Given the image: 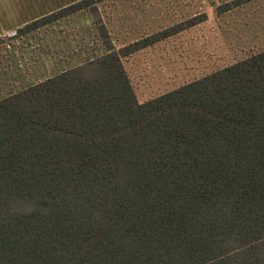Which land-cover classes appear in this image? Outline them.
<instances>
[{
	"label": "trees",
	"instance_id": "1",
	"mask_svg": "<svg viewBox=\"0 0 264 264\" xmlns=\"http://www.w3.org/2000/svg\"><path fill=\"white\" fill-rule=\"evenodd\" d=\"M205 21L116 49L97 18L103 54L0 99V264H264V50L142 103L123 64Z\"/></svg>",
	"mask_w": 264,
	"mask_h": 264
},
{
	"label": "rangeland",
	"instance_id": "2",
	"mask_svg": "<svg viewBox=\"0 0 264 264\" xmlns=\"http://www.w3.org/2000/svg\"><path fill=\"white\" fill-rule=\"evenodd\" d=\"M36 1L45 12L67 0H0V12L19 14L34 11L37 9L33 7ZM229 1L231 0H117L114 3L109 0L96 5L104 18L131 19L130 24L120 20L118 22L124 23H112L108 26L115 48L159 31L158 26H162L164 30L194 16L206 15L205 22L162 40L123 61L139 103L264 50V0H254L218 14L217 7ZM114 7L126 10L120 9L112 14L110 10ZM88 14L94 21L100 18L99 12L91 15L88 11ZM1 16L2 20L7 18L6 13H1ZM145 17H156L157 20ZM17 34L15 38H4L3 43L0 42V82L9 81L8 71L13 75V87L9 88L8 93H0V98L80 64L79 58L86 61L104 53L96 25L91 29L85 23L81 27L68 23L56 28H40L22 36ZM81 49L83 55L79 57ZM85 49L89 52H84Z\"/></svg>",
	"mask_w": 264,
	"mask_h": 264
},
{
	"label": "crops",
	"instance_id": "3",
	"mask_svg": "<svg viewBox=\"0 0 264 264\" xmlns=\"http://www.w3.org/2000/svg\"><path fill=\"white\" fill-rule=\"evenodd\" d=\"M75 1H77L78 2V0H67V1H65L63 4H59V5H57V6H52V7H50L47 11H45V12H43L42 11V9H41V5H40V3L39 2H37L36 1V3L33 5V7H37V9H35L34 11H32V10H29L28 12H26V11H24V13L22 12V13H16V14H12V13H10V11H1L0 12V40H1V43H3V41H4V38H15L16 37V32L19 30V29H21L22 27H24L25 25H27V24H29V23H31V22H33V21H35V20H38V19H40V18H42V16L44 17L45 15H47V14H52L51 12H53V11H55V10H57V9H59L60 10V8H65V7H67V6H69L70 4H72V3H74ZM80 1V0H79ZM106 1H109V0H105V1H103V2H106ZM111 2H114V3H117V0H111ZM150 8V7H149ZM52 9H55V10H53L52 11ZM98 9V12H99V15H100V19H101V22H102V24L105 26V28L106 29H108V26L109 25H112V23H120V22H118V21H120V20H124V22L126 23V24H130V22H131V19H128V17H126V18H122V19H116L115 20V18L116 17H114V19H113V17L111 18V17H108V18H104V16H103V14H102V12H101V9H99V8H97ZM120 9H122V10H126L125 8H120V7H114V8H112L111 10H110V12L113 14L114 13V11H116V12H118ZM58 11V10H57ZM1 13H6V15H7V18H5L4 20H2V16H1ZM145 18H148V17H145ZM149 20H153V21H156L157 19H156V17H154V18H148ZM159 21H160V19H158ZM123 22V23H124ZM138 21H136V23H137ZM68 23H74V24H76V26H78V27H81L84 23L85 24H87L91 29L92 28H94V20L92 19V17L91 16H89V14H88V10H82V11H80V12H77V13H74V14H72V15H70V16H68V17H65V18H62V19H59V20H57V21H55V22H53V23H51V24H49V25H46L45 26V28H49V27H53V28H56V27H58V26H61V25H66V24H68ZM123 23H120V24H123ZM162 26H158V30L159 31H162L163 30V28H161ZM44 28V27H43ZM155 28V27H154ZM157 31V30H156ZM159 31H157V32H159ZM34 32V31H33ZM33 32H29V33H33ZM107 32H108V35H109V31L107 30ZM157 32H155V33H157ZM16 33V34H15ZM29 33H27V34H29ZM15 34V35H14ZM154 34V33H153ZM150 35H152V34H149V35H147V36H144V37H141L140 39H142V38H145V37H148V36H150ZM22 36V35H21ZM98 36H96V38H97ZM109 38H110V35H109ZM7 39H5L6 41H8ZM140 39H138V40H140ZM11 40H13V39H11ZM111 40V39H110ZM138 40H135V41H129L128 43H124L123 44V46L122 47H124V46H127V45H129V44H132V43H134V42H136V41H138ZM111 43H112V45L113 46H115V42L114 41H111ZM2 45V44H1ZM155 45V44H154ZM153 45V46H154ZM115 48V47H114ZM147 48H151V46H149V47H147ZM147 48H144V49H147ZM116 49H119V48H116ZM144 49H142V50H144ZM142 50H140V51H138V52H141ZM84 52H89L88 51V49H85V51ZM138 52H136V53H134V54H132V55H130V56H128V57H126V58H124V60H126V59H128V58H130V57H132L133 55H135V54H137ZM81 55H83V51H82V49L80 50V52H79V57H81ZM2 55H0V57H1ZM98 57V56H97ZM96 58V57H95ZM92 59H94V58H90V59H88V60H86V61H89V60H92ZM79 60H80V64H82V62L84 63V62H86V61H81V60H83V58H79ZM80 64H78V65H80ZM78 65H75V66H78ZM75 66H73V67H75ZM73 67H71V68H73ZM65 71V70H64ZM7 77H8V79H9V81L8 82H6V83H3V82H0V93H8V92H10L9 91V88H12L13 87V85H12V83H11V81H12V78H13V75H11V72H9L8 71V75H7ZM1 99V98H0Z\"/></svg>",
	"mask_w": 264,
	"mask_h": 264
}]
</instances>
